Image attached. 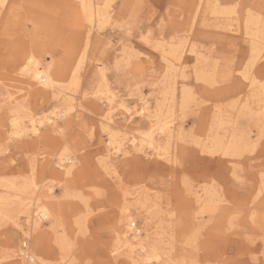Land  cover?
Here are the masks:
<instances>
[{
  "label": "rangeland",
  "instance_id": "obj_1",
  "mask_svg": "<svg viewBox=\"0 0 264 264\" xmlns=\"http://www.w3.org/2000/svg\"><path fill=\"white\" fill-rule=\"evenodd\" d=\"M6 1L0 264H148L139 243L160 255L150 264H264V0ZM30 51L61 101L18 76ZM64 99L57 134L12 137L14 119L27 129ZM121 103L149 117L129 121ZM156 122H171L156 134L165 160L129 144ZM36 200L51 214L40 223ZM129 218L138 241L123 235ZM26 242L37 260L22 258Z\"/></svg>",
  "mask_w": 264,
  "mask_h": 264
},
{
  "label": "bare ground",
  "instance_id": "obj_2",
  "mask_svg": "<svg viewBox=\"0 0 264 264\" xmlns=\"http://www.w3.org/2000/svg\"><path fill=\"white\" fill-rule=\"evenodd\" d=\"M92 1L91 2H87V1L83 2V4H82L83 11L85 12L86 16L89 19H91V21L95 17L97 20H99V18L101 17V13L97 7V4H93ZM5 2H7V1L6 0H0V4H5ZM24 60H25L24 65L21 66V68L18 70L19 71L18 76H20L21 78H24L23 83L26 84L28 87L39 86L42 88V90L47 91V92L51 91L53 93L55 91H58L59 94L56 96V98H57V101L58 100L61 101V99L63 97L62 95L64 94L65 91L61 90L60 88H58L56 86L57 82L52 77V75L50 74V72L48 70L49 68L46 69V68L39 67L40 59L35 54H33L32 51L29 52V54L27 55V57ZM263 93H264V90H263ZM106 100L108 102L109 109L113 110V108H115V106L117 104L116 96L112 94L109 97H107ZM61 105L62 106L59 105L57 107H54L49 112V114L46 116H43V117L38 118V119L32 118L30 120L29 128H27V129H22L23 126L21 125V122L17 118L14 119L12 121V127L14 128V133H13L12 137L13 138L14 137L20 138L22 136V134L27 135L28 132H30L32 135H37V134H39L41 129L44 127L49 128L50 132H54L55 134H57L59 131V127L56 125L57 120L58 119L62 120V119L68 118V116L70 114V110L68 109V107H70L71 104H70L69 100H65V99L62 100ZM63 105H66V106H63ZM120 107L123 108V111H124L123 114L125 115V117L126 116L128 117L127 120H129V121L132 120L134 116H139L142 118L149 117V116H147V113L149 112V107H148L147 103H143L138 110H134V111H133V109L129 108L128 106H126L125 104H122V103L120 104ZM108 115H110V114H108ZM106 120H108V119H106ZM113 123H114V121H113ZM157 124L158 123L156 122L152 127L153 130H151L148 133H145V135H141L140 137H137V138L135 136L132 137L129 140V144L131 146H133L134 148H136L138 152L142 153L143 151H145V149H149V151L153 152V154H155L158 158L165 160V159H167L166 156H167L168 151H166V149L161 148V146L158 144V142L156 141V136H157L156 134H157V131L159 129H161L162 132H168L171 129L170 128L171 122L166 123V124H161L160 126ZM238 145H239V143L238 144L237 143L231 144L230 148L236 152L239 149ZM106 152H108V151H106ZM165 152H167V153H165ZM109 153H110V155H114V156L128 155V151L127 152L124 151L123 145H119V144L118 145H116V144L112 145ZM64 155L65 154H63V156L60 159H58L59 160L58 165L60 167L68 169L67 167H69V166L64 167V162H70V158L68 156H66V155L64 156ZM71 166H72V164L70 165V167ZM52 190L53 189L49 188L48 192L52 193ZM32 205H34V210H33V214H34L33 219L34 220H36L40 223L41 220H43V219L45 220L46 218H48V219L50 218L51 214H50L49 210L46 208L47 206H45L46 205L45 201L41 202L40 200H36L35 203ZM126 225L127 226L125 228H127V231L125 233H123V235L127 234L128 232H132V234H133L132 241L133 240L138 241L139 238H138L137 230L134 229L135 226H134V223H133L131 218L128 219V223ZM125 239L126 238H124V240ZM125 241L126 242L124 244L125 245L124 247L129 251V253H131V250L133 249V246L131 244L132 241L131 242H129L128 240H125ZM24 247H25V251H23L21 253L22 258L28 257V259H29V257H30L29 255L32 254L34 257H36V260H37L36 254L33 252L32 247H30V245L27 242L24 243ZM138 247L141 251V255H139V256L144 257L148 264H150L153 261H155V262L160 261L161 257L157 252H155L153 250L151 252H147L146 246H144L143 244H140V243L138 244ZM29 260H32V258H30Z\"/></svg>",
  "mask_w": 264,
  "mask_h": 264
}]
</instances>
